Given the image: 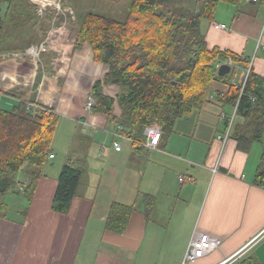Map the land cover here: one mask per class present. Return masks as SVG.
I'll return each instance as SVG.
<instances>
[{
  "label": "crops",
  "instance_id": "0c3cea01",
  "mask_svg": "<svg viewBox=\"0 0 264 264\" xmlns=\"http://www.w3.org/2000/svg\"><path fill=\"white\" fill-rule=\"evenodd\" d=\"M234 8L229 17L207 23V46L252 59L253 72L264 77V2L243 0ZM217 23L228 30L215 29ZM65 50L57 78L42 76L38 82L24 64L14 62L7 69L8 63L0 62V109L11 110L24 100L38 102L53 110L58 123H68L62 126L72 134L61 163L53 162L51 148L53 157H47L29 199L8 192L22 197L24 208L10 217L6 203V213L0 216V264H176L193 232L209 234L220 243L192 264H236L248 255L264 264V189L254 182L264 143L254 142L243 151L231 137L220 153L215 137L223 127L219 112H228L229 106L213 96L200 110L176 121L163 147L146 151L124 139L121 150L115 151L110 132L116 123L83 109L93 82L108 67L93 59L87 43L76 50L67 45ZM244 68L237 64L232 83H238ZM226 89L214 82L209 95ZM117 90L113 84L103 86L112 98ZM113 114L119 115L117 105ZM69 161L84 172L68 212L58 213L52 210V199L60 169ZM35 170L26 166L23 172ZM17 181L28 182L18 176ZM143 194L153 197L148 218ZM114 201L133 206L123 233L104 228Z\"/></svg>",
  "mask_w": 264,
  "mask_h": 264
},
{
  "label": "trees",
  "instance_id": "16d2710c",
  "mask_svg": "<svg viewBox=\"0 0 264 264\" xmlns=\"http://www.w3.org/2000/svg\"><path fill=\"white\" fill-rule=\"evenodd\" d=\"M242 1L197 0L195 8H190L177 4L176 0H132L123 20L87 11L73 33L72 48L76 50L87 43L93 59L108 67L105 75L91 86L92 112L122 126L133 140L132 145L142 149L145 126L160 128L158 147H163L179 118L209 102L214 82L227 85L221 101L232 106L239 92L232 83L235 67L229 74L218 76L216 65L231 58L235 65L241 63L246 67L248 60L229 50L209 48L201 24L214 21L219 3L238 8ZM32 8L26 0H0V53L22 50L41 41L40 33L44 32L48 17L40 21ZM109 84L118 87L114 98L103 92V86ZM115 105L118 116L113 114ZM237 116L239 122L235 123L232 137L239 149L248 151L264 132V77L255 74L252 68L239 99ZM57 124L54 112L31 115L23 103L11 110L0 109V216L7 210L6 193L26 199L34 193ZM26 166L36 170L28 172L27 184L21 185L17 176ZM83 172L84 168L72 161L62 165L52 199L53 211L68 212ZM254 182L264 189V146ZM142 198L148 218L153 197L143 194ZM132 212L131 204L112 202L105 230L123 233ZM236 264L260 262L248 255Z\"/></svg>",
  "mask_w": 264,
  "mask_h": 264
},
{
  "label": "rangeland",
  "instance_id": "374dc122",
  "mask_svg": "<svg viewBox=\"0 0 264 264\" xmlns=\"http://www.w3.org/2000/svg\"><path fill=\"white\" fill-rule=\"evenodd\" d=\"M26 2L33 7L32 11L40 21L46 16L48 17L44 32L40 33V29L36 28V31L41 34L42 39L38 44H30L22 50L5 51L0 53V62L3 60L5 63H8L7 69L10 66H15V63H20L19 66L24 64L25 71L30 69L31 73L29 74L33 75L35 78L34 81L38 82L42 76L51 79L57 78L58 70L61 69L59 63L62 61L61 59L63 58L64 53L67 51L65 50V47L73 44V33L77 30L80 20L87 11H95L115 17L118 20H123L132 0H26ZM176 3L195 8L197 0H176ZM234 9L233 6L219 3L214 16L216 19L229 17L227 14H229L230 10L232 11ZM206 27L207 22L203 21L201 24L202 31H204ZM262 31L263 29L260 32V36L262 35ZM56 40H58V45H56ZM58 46L62 48L59 49L60 51L57 49ZM258 47H260L259 42L256 49ZM221 63L222 62L218 63L216 67ZM26 101L27 100H24V102ZM238 119L239 118L236 115V118L233 121L230 138L232 137L235 123L239 122ZM61 120L62 121L57 124L51 143V148H53V152L56 154V159L53 160L55 163H61L66 154L67 146L69 145V140L72 135L68 134L69 127L62 126L64 124L69 126V124L64 122L63 119ZM70 125L72 128L75 127L74 123H70ZM261 143H264V134L260 141L254 144L255 146H260ZM22 178H27V180H29V174L22 171L18 174V179L22 181ZM5 201L8 204L7 214L10 217L16 216V212L24 208V200L20 196L7 193Z\"/></svg>",
  "mask_w": 264,
  "mask_h": 264
},
{
  "label": "built area",
  "instance_id": "2783aa9c",
  "mask_svg": "<svg viewBox=\"0 0 264 264\" xmlns=\"http://www.w3.org/2000/svg\"><path fill=\"white\" fill-rule=\"evenodd\" d=\"M249 1H254V2L263 1L264 2V0H249ZM214 28L219 29V30H228V26L223 23L214 24ZM222 63H226V64H229L230 66L236 67L235 63L232 61L231 58H227L225 61H222ZM251 64H252V59L248 60V64L244 68V71L242 72L238 83H234L236 88H238L239 90L238 96L234 104L232 106H229L228 112L221 111L219 114L220 120L223 121V127L221 131H219L216 134L215 137L218 140L219 145H220V153L222 152L224 146L227 144L230 138V135H231L230 133L233 128L232 126L233 121L237 115L239 99L241 95L243 94V90H244L246 80H247V77H248V74L251 68ZM227 90L228 89L224 91H217L213 95H209L208 98L211 100L214 99L213 96H215V98L216 96L221 98L223 94L226 93ZM250 98L252 100H255L254 96H251ZM22 103L25 105L26 110L30 112L31 115H37V114L39 115L44 111L47 113L53 112V110L50 109L49 107H46L36 102L26 101ZM93 104H94L93 97L88 95L86 97V100L83 106L84 112L91 113ZM81 127L82 129L86 127V122L84 120L81 121ZM110 135L112 136L111 146L115 151L121 150V147H122L121 140L126 139L130 141L131 144L133 143V140L130 138L128 131L124 130L123 127L118 124L114 125L112 131L110 132ZM143 135H144V141L140 144L141 148L145 149L146 151H151L158 147V142L160 139V128L158 126L156 125L145 126L143 128ZM49 156L53 157V155H49ZM219 157L220 156H218L215 166L212 169L213 172L216 171L217 165L219 163ZM184 179L185 178L183 176H180L178 178L180 182H183ZM20 190L22 191V189ZM219 243H220V240L218 238L210 236L209 234L193 232L190 237L187 248L183 254L182 260L176 264H192L195 260L211 252L214 248L218 246Z\"/></svg>",
  "mask_w": 264,
  "mask_h": 264
},
{
  "label": "water",
  "instance_id": "95a60500",
  "mask_svg": "<svg viewBox=\"0 0 264 264\" xmlns=\"http://www.w3.org/2000/svg\"><path fill=\"white\" fill-rule=\"evenodd\" d=\"M232 70V66L226 63H221L216 67V73L218 76H224L229 74Z\"/></svg>",
  "mask_w": 264,
  "mask_h": 264
}]
</instances>
